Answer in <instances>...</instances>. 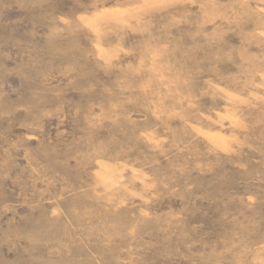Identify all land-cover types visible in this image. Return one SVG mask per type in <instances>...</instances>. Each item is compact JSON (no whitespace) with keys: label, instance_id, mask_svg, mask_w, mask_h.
<instances>
[{"label":"rangeland","instance_id":"obj_1","mask_svg":"<svg viewBox=\"0 0 264 264\" xmlns=\"http://www.w3.org/2000/svg\"><path fill=\"white\" fill-rule=\"evenodd\" d=\"M0 264H264V0H0Z\"/></svg>","mask_w":264,"mask_h":264}]
</instances>
